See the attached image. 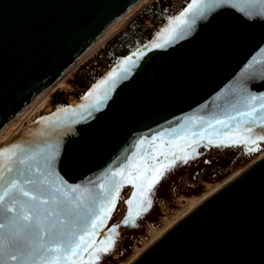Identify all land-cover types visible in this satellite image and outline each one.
Listing matches in <instances>:
<instances>
[{"label": "water", "instance_id": "1", "mask_svg": "<svg viewBox=\"0 0 264 264\" xmlns=\"http://www.w3.org/2000/svg\"><path fill=\"white\" fill-rule=\"evenodd\" d=\"M141 1L0 0V133ZM260 7L250 6L249 0H215L180 39L152 47L170 20L99 78L81 101L38 117L0 147V152H15L10 157L12 171L5 169L0 179V192L11 179L37 180L42 172H50L53 181L88 187L97 194L100 185L110 187L115 180L114 200L105 204L110 211L105 217L100 210L104 224L94 237L99 243L107 225L114 224L116 210H122L138 166L165 160L159 155L162 149L202 137H211L213 143L203 139L196 145L264 144L220 143L237 122L244 127L247 121L239 115L247 109L236 86L248 65L264 60ZM129 57L136 64L127 78L117 82L99 110L89 108L97 86L103 88L110 74L120 73ZM247 89L264 97V75L248 82ZM256 115L259 120L264 112ZM218 120H228L230 126ZM252 127L253 138L264 134L259 123ZM21 159L25 163H19ZM9 163L0 155V165ZM84 256L86 260L88 254ZM132 264H264V159L197 206Z\"/></svg>", "mask_w": 264, "mask_h": 264}, {"label": "snow or ice", "instance_id": "2", "mask_svg": "<svg viewBox=\"0 0 264 264\" xmlns=\"http://www.w3.org/2000/svg\"><path fill=\"white\" fill-rule=\"evenodd\" d=\"M249 3L252 7L260 3L258 12L264 13V0H249ZM214 6L215 0H193L185 11L173 18L163 37L152 47L162 48L180 39L182 34L186 33L198 19L206 15L210 7ZM135 64L136 61L129 57L123 62L120 73L110 74L107 80L102 82L103 88L97 86L94 90L96 93L94 103L89 105V108L99 110L98 106L109 98V93L114 90L119 80L127 78ZM257 65H264V60H256L248 65L245 75L236 86L247 109L239 113L247 117L245 126L241 127L240 122H237L232 132L224 134L221 144L227 140L231 144L249 146L264 140V134L255 138L251 135L254 131L252 127L254 123L264 127V116L258 120L256 115L264 112V97L251 94L247 89L248 82L264 75V66L257 67ZM217 123L225 128L230 126L228 120H218ZM192 135L195 136L196 133ZM156 138L152 137L153 140ZM203 139H207L209 144L213 143L211 137H202ZM202 140L186 138L183 144L162 149L159 155L164 157L166 163L159 168L156 165L147 164L146 161L138 166L137 175L129 182L133 184V187L140 188V193L144 197L143 203H148L147 194L151 193V190L159 183V179L163 178L164 173L170 170L176 161L187 163L189 159L194 158L190 149H194V146ZM143 142L140 141V143ZM249 150L258 149L249 148ZM0 155L10 161L9 165H0V179H3L5 169L7 172L12 171L10 157L15 155V152L6 148L0 152ZM169 157H171L170 160ZM52 159V157L48 158L49 164ZM19 163L23 164L25 161L21 159ZM112 175L122 176V172H113ZM117 187V182L113 180L110 187L100 185L101 193L97 194L88 187L71 186L64 184L63 181H53L50 172L40 173V178L37 180L28 179L23 182L16 179L9 180L3 192H0V219L3 221L0 222V230H5L4 237L0 240V264H8L9 261L17 262V264H85V253L88 254L87 264H96L102 255L111 251V245L114 244L111 236H106L99 243L94 237L100 226L104 224L100 210H105L106 202L114 200L113 191ZM128 203L131 205V201ZM107 211L110 209L104 211L105 217ZM111 231L114 233L115 228Z\"/></svg>", "mask_w": 264, "mask_h": 264}, {"label": "rangeland", "instance_id": "3", "mask_svg": "<svg viewBox=\"0 0 264 264\" xmlns=\"http://www.w3.org/2000/svg\"><path fill=\"white\" fill-rule=\"evenodd\" d=\"M171 1L145 0L132 10L112 33L98 43L95 49L65 75L60 85L49 92L45 105L39 111L40 113L36 114V119L55 110L52 98L57 92L63 94L68 101L78 100L76 103L81 101L90 88L85 91L75 85L73 81L76 74L84 69V71L99 73L101 78L126 56L124 53L119 54L124 51L125 45L117 50L114 49L118 38L132 24L135 26L141 23V28H152L148 24L154 25L158 14L166 16ZM173 18L169 17V21ZM141 36L143 35L136 33V35L129 36L127 41L132 43ZM152 37L143 39L142 42L146 43ZM13 130L15 129L10 128L9 135H4L0 139V147L13 133ZM251 148L258 150L250 151L244 146L212 147L204 143L194 146V149H190L194 158L189 159L187 163L176 161L174 166L164 173L163 178L159 179V183L155 185L151 193L147 194L148 203L146 204L143 203L144 197L140 193V188L133 187V184L129 183L127 193L123 198L122 210H116L114 224L107 225L104 236L100 239L103 241L106 236H111L114 244L111 245V251L102 255L96 264H125L130 261L139 248L151 241L153 228H164L167 222L178 218L186 210L188 198L204 194L216 183L249 166L264 153V144ZM165 163V160L160 159L150 165H156L159 168ZM129 212H131V217H129ZM113 228H115L114 233L111 231ZM87 259L85 264H87Z\"/></svg>", "mask_w": 264, "mask_h": 264}, {"label": "bare ground", "instance_id": "4", "mask_svg": "<svg viewBox=\"0 0 264 264\" xmlns=\"http://www.w3.org/2000/svg\"><path fill=\"white\" fill-rule=\"evenodd\" d=\"M145 0H142L139 4H137L136 6H134L133 8H131L121 19H119L114 25H112L108 30H106V32L97 40L95 41L92 45H90L86 51L82 54V56L76 61V63L69 69V71H71L74 67H76L78 65V63L80 61H82L86 55H88L93 49H95V47L98 45V43H100L104 38H106L110 33H112V31L114 30V28L116 26H118V24L129 14L132 12V10H134L138 5H140L141 3H144ZM68 71V72H69ZM67 72V73H68ZM66 73V74H67ZM70 73V72H69ZM65 74V75H66ZM65 75L58 80L55 84L51 85L49 88H47L36 100L35 102L29 107L31 108L32 106L34 107L36 105L37 110L35 111V115L43 108V106L46 103L47 100V96L49 94V92L55 88L56 86L60 85L61 80L65 77ZM76 102L72 103L71 105L75 104ZM32 107V108H33ZM28 108V110H29ZM28 110L23 114V116L28 112ZM22 117V116H21ZM20 117V118H21ZM19 118V119H20ZM18 119V120H19ZM17 120V121H18ZM15 121L12 125H10L9 127L5 128L1 133H0V139L4 137V135H9V129H15L13 130V133H11V135L8 137V139L4 142L7 143L9 141L10 138H12L13 136L17 135V124ZM19 133V132H18ZM14 134V135H13ZM264 159V153H262V155L255 160L254 162H252L249 166H252L254 164H256L257 162H259L260 160ZM249 166L242 168L240 170H238L237 172H235L234 174H232L231 176L229 175L227 178L223 179L222 181L216 183L212 188H210L207 192H205L204 194L194 197V198H188L187 202H188V206L186 208V210L176 219L167 222L166 226L164 228H153L151 230L153 237L151 239L150 242L146 243L143 247L139 248L136 253L131 257L130 261H128L125 264H132L133 262H135L140 256H142L155 242H157L166 232H168L173 226H175L180 220H182L184 217H186L188 214H190L197 206H199L201 203H203L205 200H207L210 196H212L213 194H215L216 192H218L219 190H221L222 188H224L227 184H229L232 180H234L236 177H238L240 174H242V172H244L246 170V168H248Z\"/></svg>", "mask_w": 264, "mask_h": 264}, {"label": "trees", "instance_id": "5", "mask_svg": "<svg viewBox=\"0 0 264 264\" xmlns=\"http://www.w3.org/2000/svg\"><path fill=\"white\" fill-rule=\"evenodd\" d=\"M159 19V21H157ZM169 21V17L158 14V17H156V20L154 21L155 24L152 28H141V23L134 26V24L131 25L129 29L126 30L124 34H122L115 45L114 49H118L120 47H123L128 43L127 40H129V36L136 35V33L142 32L143 36L138 37L134 42L128 43V45L125 46L124 51L119 52V54L124 53V56L133 52L135 49L143 45L142 42L143 39H148L154 35L163 25H165ZM100 78V74L93 72V71H84V69L80 70L76 74V78L73 81L75 85L81 88L88 89L90 82L95 83ZM69 104L68 100L63 97V94L55 93L52 98V105L54 109L67 106ZM127 263V262H126Z\"/></svg>", "mask_w": 264, "mask_h": 264}, {"label": "built area", "instance_id": "6", "mask_svg": "<svg viewBox=\"0 0 264 264\" xmlns=\"http://www.w3.org/2000/svg\"><path fill=\"white\" fill-rule=\"evenodd\" d=\"M191 1L192 0H172L170 7L167 8L166 16L172 18L178 16L190 4ZM91 85L92 82H90L89 88L91 87ZM83 89L87 91L85 88ZM76 101L78 100H70L68 102L69 104H72ZM32 107L29 108L28 112L16 122V124L18 123L17 132L22 131L26 126L34 123V121L36 120L37 115H35V111L37 110V108L36 105L33 108Z\"/></svg>", "mask_w": 264, "mask_h": 264}, {"label": "flooded vegetation", "instance_id": "7", "mask_svg": "<svg viewBox=\"0 0 264 264\" xmlns=\"http://www.w3.org/2000/svg\"><path fill=\"white\" fill-rule=\"evenodd\" d=\"M156 20V19H155ZM157 21H159V19H157ZM149 26H151V27H153L154 25H152V24H148ZM140 34H143L142 32H139ZM126 45H128V43L126 44ZM125 45V46H126Z\"/></svg>", "mask_w": 264, "mask_h": 264}]
</instances>
